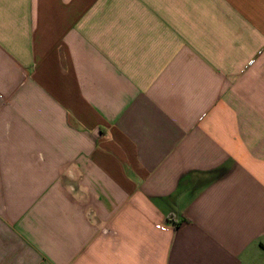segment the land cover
Here are the masks:
<instances>
[{
	"label": "crops",
	"instance_id": "1",
	"mask_svg": "<svg viewBox=\"0 0 264 264\" xmlns=\"http://www.w3.org/2000/svg\"><path fill=\"white\" fill-rule=\"evenodd\" d=\"M0 264H264V0H0Z\"/></svg>",
	"mask_w": 264,
	"mask_h": 264
}]
</instances>
